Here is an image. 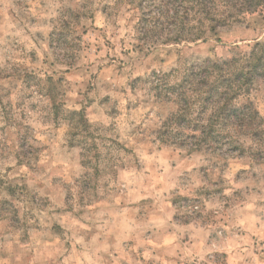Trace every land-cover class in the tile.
Listing matches in <instances>:
<instances>
[{"label":"rangeland","instance_id":"1","mask_svg":"<svg viewBox=\"0 0 264 264\" xmlns=\"http://www.w3.org/2000/svg\"><path fill=\"white\" fill-rule=\"evenodd\" d=\"M138 2L0 0V264H264V145L164 144L153 85L263 44L264 20L146 45Z\"/></svg>","mask_w":264,"mask_h":264},{"label":"trees","instance_id":"2","mask_svg":"<svg viewBox=\"0 0 264 264\" xmlns=\"http://www.w3.org/2000/svg\"><path fill=\"white\" fill-rule=\"evenodd\" d=\"M137 5L139 40L146 45L197 42L228 25L245 24L249 16L264 20V0H139ZM166 78L153 82L158 98L166 91L177 105L159 131L164 144L190 151L227 147L230 154H244L240 137L264 145V116L252 99L264 91V43L191 66L180 84H167ZM76 115L87 127L84 111Z\"/></svg>","mask_w":264,"mask_h":264},{"label":"crops","instance_id":"3","mask_svg":"<svg viewBox=\"0 0 264 264\" xmlns=\"http://www.w3.org/2000/svg\"><path fill=\"white\" fill-rule=\"evenodd\" d=\"M206 238V237H205ZM207 240V239H206ZM194 245H197L198 249H203V246L205 245V241H196Z\"/></svg>","mask_w":264,"mask_h":264}]
</instances>
